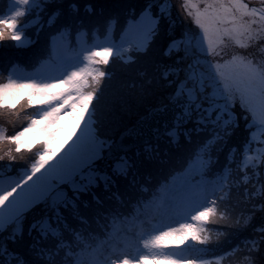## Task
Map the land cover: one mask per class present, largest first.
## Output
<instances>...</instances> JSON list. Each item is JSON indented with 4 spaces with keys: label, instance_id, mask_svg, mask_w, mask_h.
<instances>
[{
    "label": "snow or ice",
    "instance_id": "1",
    "mask_svg": "<svg viewBox=\"0 0 264 264\" xmlns=\"http://www.w3.org/2000/svg\"><path fill=\"white\" fill-rule=\"evenodd\" d=\"M0 66L38 106L0 128V264H264V0H0Z\"/></svg>",
    "mask_w": 264,
    "mask_h": 264
},
{
    "label": "rangeland",
    "instance_id": "2",
    "mask_svg": "<svg viewBox=\"0 0 264 264\" xmlns=\"http://www.w3.org/2000/svg\"><path fill=\"white\" fill-rule=\"evenodd\" d=\"M175 2L177 4H180V3L183 2V0H175ZM185 26L187 27V21H185ZM192 27L195 28V25L193 24ZM27 47L28 46L26 45L24 47H21L18 50H14L11 53V58H12L13 62L18 64V72L23 74V75H30L33 72V69H30L31 68L30 63L32 62V56H33V48L28 53V48ZM0 67H2V66H0ZM4 82H7V73L3 72V71H0V83H4ZM113 83H115V81ZM22 103H24L23 100H21L20 103L17 104L16 109H12L9 112H5L4 110L0 109V128H3L5 130L6 134H11L14 131L15 128H17L18 126H20L22 124H26L27 123V117H26L25 113H29L28 112V108L25 109L23 112H20L19 116L14 114L16 112V110L19 109L18 107H20V104H22ZM156 103H157L156 101H151V102L146 103V104H144L142 106H139V107L134 105L130 112H140L142 110V107H143V108L147 109L144 114H147L149 112V110L154 105H156ZM147 105L148 106H152V107L150 109H148ZM130 112L129 113H121V119L119 120V122L116 124V126L112 130V133L117 131V127L122 125V124L126 125V124H128L130 122L135 124V122L138 119H135V120L132 119L131 116H130ZM141 112H143V111H141ZM122 121H124V122H122ZM66 123H67V128H70L72 122L69 120ZM133 124H131V125H133ZM67 128H66L65 132L61 133V135H63L64 137H65V135H67ZM73 139H74V137H73ZM69 143H70V141H69ZM24 158L27 159V154H25ZM19 159H20V157L18 156V160ZM18 173L22 174V169H19ZM0 182H2V181H0ZM189 220H190V218H189ZM217 221L219 222V224L217 222V224L219 226H216L215 229H209V233L212 232L213 236L212 235L211 236L214 237V239L216 237V232H214V231L217 230V229H222L223 228L221 226V224L223 225V222L219 221L218 219H217ZM208 224L209 223H207V225ZM204 226H205V224H204ZM208 226H210V224ZM213 227H215V226H213ZM221 239H223V236H221ZM234 242H235V239H234ZM169 247H173V248L174 247H180V249H181L184 246L183 245H181V246L171 245V246H168V247H166V248H164L162 250H148V249H143L142 245H141L142 251H144V252H150V251H164V252H166V249H168ZM173 252H177V251L173 250ZM178 252H180V251L178 250ZM183 254L186 255L187 252H185Z\"/></svg>",
    "mask_w": 264,
    "mask_h": 264
},
{
    "label": "water",
    "instance_id": "3",
    "mask_svg": "<svg viewBox=\"0 0 264 264\" xmlns=\"http://www.w3.org/2000/svg\"><path fill=\"white\" fill-rule=\"evenodd\" d=\"M144 117V116H143ZM144 120H142L141 118L138 119L135 124L133 125V127L127 129L125 131V134L128 135V138H131L132 141L130 142V144H138L140 142V137H139V133L144 129V127L147 124H154L155 121L157 119H159V114L158 113H151L150 114V110L149 112L145 115Z\"/></svg>",
    "mask_w": 264,
    "mask_h": 264
},
{
    "label": "bare ground",
    "instance_id": "4",
    "mask_svg": "<svg viewBox=\"0 0 264 264\" xmlns=\"http://www.w3.org/2000/svg\"><path fill=\"white\" fill-rule=\"evenodd\" d=\"M19 108V107H18ZM38 110V106H33L32 108H28V112L30 113H35L36 111ZM145 115L146 114H144V113H141V112H130V116H131V118L132 119H140L141 117H145ZM25 122V121H24ZM24 124H22V125H20V126H18L17 128H20V127H22ZM134 125V124H133ZM133 125H131V126H127V127H122V129H118L117 131H115V132H113V134L117 137V138H119L121 135H123V137H124V140H125V142H127V143H130L131 141H132V139L131 138H128V133L127 134H125V131L127 130V129H129V128H131V127H133ZM17 128H15L14 130H16ZM124 128V129H123ZM66 136V135H65ZM60 138L62 139V138H64V136L63 135H61L60 134ZM70 143H71V141H70Z\"/></svg>",
    "mask_w": 264,
    "mask_h": 264
},
{
    "label": "trees",
    "instance_id": "5",
    "mask_svg": "<svg viewBox=\"0 0 264 264\" xmlns=\"http://www.w3.org/2000/svg\"><path fill=\"white\" fill-rule=\"evenodd\" d=\"M30 31H31V30H30ZM147 106H148V105H147ZM151 107H152V106H148V109H150ZM139 110H140V109H139ZM146 110H147V109H145V108L142 107V110H141V111H143V112H141V111H140V112H141V113H145ZM122 122H124V121H122ZM131 124H133V123L130 122V123L126 124V125H125V124H122V125H120V126L117 127V130H118V129H119V130L122 129V127L125 128V127H127V126H130ZM124 128H123V129H124ZM217 222H218L217 220H216V222H209L210 226H208L209 224L206 225V229H207V230H209V229H215L216 226H219V225H218L219 222H218V224H217ZM212 225L215 226V227H213ZM221 226L224 227L222 224H221ZM214 232H216V230H215ZM245 234H246V233H245ZM209 235L211 236V235H212V232L209 233ZM212 236H213V235H212ZM213 239H214V237H213ZM221 264H227V260H226V259H225V260H222V261H221Z\"/></svg>",
    "mask_w": 264,
    "mask_h": 264
}]
</instances>
